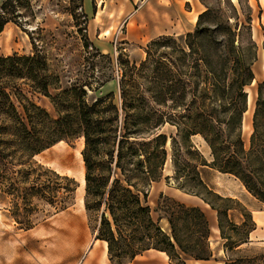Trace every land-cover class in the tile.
<instances>
[{
	"label": "trees",
	"instance_id": "trees-1",
	"mask_svg": "<svg viewBox=\"0 0 264 264\" xmlns=\"http://www.w3.org/2000/svg\"><path fill=\"white\" fill-rule=\"evenodd\" d=\"M236 1L241 21L233 0H216L203 5L193 30L183 37L161 35L148 41L137 64L118 54L116 90L105 93L100 88L110 80L107 76L61 86L60 76L50 72L33 41L27 54L0 55V201L8 204L19 226L30 227L38 201L56 211L69 204L74 179L44 167L34 156L81 137L83 208L95 239L106 243L110 264H131L148 249L164 252L168 264L209 259L210 227L197 205L159 194L154 218L146 201L150 184L162 177L169 139L171 177L178 189L215 212L225 254L247 243L253 228L249 212L241 207L240 224L233 223L229 211L238 203L208 189L199 177V167L208 165L236 178L264 203V67L245 146L241 122L255 44L250 7L246 0ZM11 5L12 0L0 2V31L13 21ZM77 8L86 19L82 0ZM34 96L45 97L55 116L36 104ZM164 124L174 133L158 132ZM193 135L208 147L210 161L192 143ZM239 227L242 231L234 237ZM221 264H264V253L236 259L226 255Z\"/></svg>",
	"mask_w": 264,
	"mask_h": 264
},
{
	"label": "rangeland",
	"instance_id": "rangeland-1",
	"mask_svg": "<svg viewBox=\"0 0 264 264\" xmlns=\"http://www.w3.org/2000/svg\"><path fill=\"white\" fill-rule=\"evenodd\" d=\"M153 1L90 0L91 5L88 6L86 13L84 12L86 19H83L77 8L78 0H12V5L8 9L14 22L8 21V26L3 25L2 32L0 31V55L6 56L13 52L27 54L32 50L33 41L36 49L46 56L50 72L60 76L61 86L81 81L87 76L101 78L107 76L110 80L100 88V93L116 90L115 62L118 54L119 59H127L130 63L137 64L144 58L148 41L161 35L183 37L186 32L193 30L195 21L192 22V17L203 10V5L212 6L216 3V0H186L180 3V0H169L170 4L167 2L158 4V1L162 0H157L156 3ZM246 1L251 10L250 33L255 44V61L252 64L254 72L252 83L245 87L246 93L250 95L249 103L246 96L247 111L245 110L246 113L242 115L241 122V136L245 146L248 145L252 129L256 84L262 80L264 67V65L261 67V58L262 56L264 58L262 48L264 0ZM233 3L241 21L242 15L239 13L237 1L233 0ZM145 6L149 11L146 16L150 13L157 15L154 19L155 26L152 27H155L160 35L149 39L144 33L143 37L137 36L138 41L128 40L127 23L124 21L130 12ZM93 12L96 14L94 19ZM25 88L22 86L24 91ZM33 101L55 116L51 104L45 97L34 96ZM157 131L168 136L174 133V128L164 124ZM190 139L206 161H210L208 147L202 142L201 137L193 135ZM82 145V138L77 137L70 141L57 142L34 156L35 161L44 167L72 177L76 182L72 198L64 209L56 211L38 201L39 210L31 215L33 221L30 227L22 228L14 221L8 204L0 201V264H110L107 255L99 253L98 241L92 230L93 223L88 220L83 208V165L80 156ZM165 147L167 156L162 177L152 182L147 192L146 201L151 208V215L156 217L153 208L159 194L187 205H197L205 213L210 227L208 238L212 254L209 258L210 264H221L225 261L226 255L236 259L264 253V243H245L225 254L224 240L220 238L216 227L215 212L199 197L187 194L176 187L175 180L171 177L169 139ZM199 177L208 189L217 194L221 190L239 194L241 189L236 178L208 165L199 167ZM205 197L218 204L212 196ZM233 199L238 204H232L229 218L239 225L242 218L240 210L244 206L239 200ZM159 223L166 228L163 218ZM224 229L227 231L226 227ZM241 231L242 228L239 227L234 237H239Z\"/></svg>",
	"mask_w": 264,
	"mask_h": 264
},
{
	"label": "crops",
	"instance_id": "crops-1",
	"mask_svg": "<svg viewBox=\"0 0 264 264\" xmlns=\"http://www.w3.org/2000/svg\"><path fill=\"white\" fill-rule=\"evenodd\" d=\"M89 1V2H88ZM126 0H123L125 2ZM133 1V0H131ZM186 0H180V2H185ZM1 2V0H0ZM83 2V10L86 13L88 6L90 7V0H82ZM152 2V1H151ZM157 0H154L153 3H156ZM158 4H162L163 2L169 3V0L158 1ZM125 4V3H124ZM130 4V3H129ZM170 4V3H169ZM149 11L147 10V6L144 8H137L133 12H130L125 19V23H127V36L128 40L138 41L137 36L140 35L143 37L145 35L147 38H152L160 35V33L156 32L154 19L157 17L156 14L150 13L149 16H146ZM93 12V19L95 18ZM196 15V14H195ZM167 18V14H165L164 19ZM194 16L192 17V22H194ZM149 26H148V23ZM7 23L4 24V27L8 26ZM155 30V31H154ZM2 32V30H1ZM151 32V34H148ZM145 33V34H144ZM203 142V141H202ZM237 180V179H236ZM238 181V180H237ZM239 186V194L234 193L233 191H219L221 196H228L231 198H235L239 200L245 207V209L249 212L250 219L253 223V228L247 234V243H264V203L259 201L258 199L251 196L238 181ZM207 205V204H206ZM98 248L100 254H106V243L103 240H98ZM245 244V243H244ZM210 260H199V259H187L186 264H210ZM132 264H168V258L164 252L148 249L143 251L140 255L136 256L132 261Z\"/></svg>",
	"mask_w": 264,
	"mask_h": 264
},
{
	"label": "bare ground",
	"instance_id": "bare-ground-1",
	"mask_svg": "<svg viewBox=\"0 0 264 264\" xmlns=\"http://www.w3.org/2000/svg\"><path fill=\"white\" fill-rule=\"evenodd\" d=\"M194 19H196V15H194ZM263 65H264V58H263V56H262V58H261V67H263ZM256 70V69H255ZM254 71V70H253ZM257 71V70H256ZM250 102V95H249V93H248V103ZM246 113V112H245ZM82 183H83V178H82Z\"/></svg>",
	"mask_w": 264,
	"mask_h": 264
}]
</instances>
